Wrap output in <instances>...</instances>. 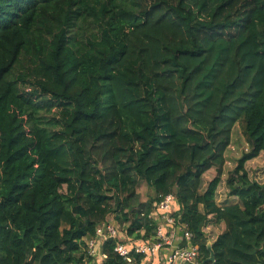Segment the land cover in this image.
<instances>
[{"label":"trees","instance_id":"16d2710c","mask_svg":"<svg viewBox=\"0 0 264 264\" xmlns=\"http://www.w3.org/2000/svg\"><path fill=\"white\" fill-rule=\"evenodd\" d=\"M262 154L264 0H0V264H90L111 216L152 240L168 194L202 264L211 225L216 264H264ZM117 244L101 264H143Z\"/></svg>","mask_w":264,"mask_h":264},{"label":"built area","instance_id":"2783aa9c","mask_svg":"<svg viewBox=\"0 0 264 264\" xmlns=\"http://www.w3.org/2000/svg\"><path fill=\"white\" fill-rule=\"evenodd\" d=\"M178 208V201L174 194L161 197L150 215L157 224V230L155 239L149 241H124L117 225L110 221L99 226L96 235L87 241V254L89 258H92L90 264H97L95 259L99 255L98 243L104 244L109 239L118 241L115 252L129 263L134 260V255H143L145 258L152 259L160 256L165 249H170L166 264H202L199 260L198 247L193 242L192 232L186 224H180V221L174 217ZM178 233L181 236H178ZM101 257L102 260L107 258L103 253Z\"/></svg>","mask_w":264,"mask_h":264},{"label":"rangeland","instance_id":"374dc122","mask_svg":"<svg viewBox=\"0 0 264 264\" xmlns=\"http://www.w3.org/2000/svg\"><path fill=\"white\" fill-rule=\"evenodd\" d=\"M248 151V145L245 142V138L242 133V129L240 125H237L235 127V130L233 132V143L230 146V149L227 154V165H226V175L223 178L222 183L220 184L218 191H217V198L216 201L220 204V198H224L225 195L228 193L227 185H226V180H227V173L229 171L233 170L236 167L237 160L241 157V155L244 152ZM247 171L253 180H257L259 182L264 183V154L260 155L258 158L250 161L246 165ZM211 174H208L207 178H210ZM208 180L205 178L204 183H203V189L206 188L208 184ZM138 192L140 194L141 200L146 201L153 195V191H151L146 184L142 183L138 189ZM220 192V194H219ZM220 197V198H219ZM224 204V203H223ZM222 204V205H223ZM108 221L111 223H114L117 225L118 229L120 232L125 235L124 232V227H122L115 219L113 216L108 218Z\"/></svg>","mask_w":264,"mask_h":264},{"label":"crops","instance_id":"0c3cea01","mask_svg":"<svg viewBox=\"0 0 264 264\" xmlns=\"http://www.w3.org/2000/svg\"><path fill=\"white\" fill-rule=\"evenodd\" d=\"M208 177V176H207ZM207 180H210V178H206ZM228 191V190H227ZM220 194V192H219ZM220 198V197H219ZM223 201V203H222ZM220 202L223 204H220L218 203L220 206H224V205H231V204H235L238 202V199L236 197H231L228 195V193L225 195L224 198H220ZM224 227L223 225H211L208 229H207V232L208 234L210 235L211 237V243H213V241L216 239V237L220 234L221 230H223ZM123 235V234H122ZM178 236H181L180 233H178ZM122 239L124 241H132L133 239L132 238H129L127 237L126 235H123L122 236ZM137 240V239H135ZM102 246L103 244L101 242L98 243V246H97V249H98V252H99V255L96 257L95 259V262L97 264H101L103 262L102 260V257H101V254H102ZM171 250L170 249H165L162 254L160 256H157L155 258H144V261H143V264H166V261H167V256L170 254Z\"/></svg>","mask_w":264,"mask_h":264},{"label":"water","instance_id":"95a60500","mask_svg":"<svg viewBox=\"0 0 264 264\" xmlns=\"http://www.w3.org/2000/svg\"><path fill=\"white\" fill-rule=\"evenodd\" d=\"M208 249L210 251V257L208 258L207 262H212L213 264H216L215 263V253L213 250V243L211 242L208 243Z\"/></svg>","mask_w":264,"mask_h":264}]
</instances>
